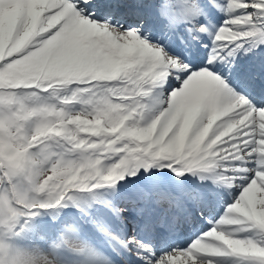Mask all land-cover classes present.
<instances>
[{
	"label": "snow or ice",
	"instance_id": "snow-or-ice-1",
	"mask_svg": "<svg viewBox=\"0 0 264 264\" xmlns=\"http://www.w3.org/2000/svg\"><path fill=\"white\" fill-rule=\"evenodd\" d=\"M0 264H264V0H0Z\"/></svg>",
	"mask_w": 264,
	"mask_h": 264
}]
</instances>
